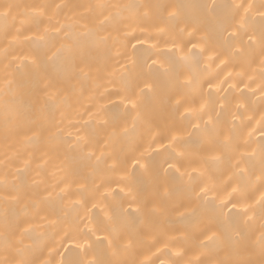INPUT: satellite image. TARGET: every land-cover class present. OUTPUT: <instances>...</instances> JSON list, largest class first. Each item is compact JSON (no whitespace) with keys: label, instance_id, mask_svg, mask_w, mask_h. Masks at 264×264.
Wrapping results in <instances>:
<instances>
[{"label":"bare ground","instance_id":"1","mask_svg":"<svg viewBox=\"0 0 264 264\" xmlns=\"http://www.w3.org/2000/svg\"><path fill=\"white\" fill-rule=\"evenodd\" d=\"M213 2L222 6L219 14L214 18L205 17L204 30L195 35L190 34L192 29L189 28L176 49L172 48L170 42L166 43L170 36L161 34L159 29L171 30L177 23L183 26L184 16L177 21H168L158 15L159 9L153 8L148 10V19H142L131 26L124 21L119 28L121 38L124 32L128 33L130 43L127 47L117 45L111 53L102 47L93 48L88 63L80 65L83 71L71 77L61 62L49 59L56 50L51 47L52 43L59 47L61 43L71 42L64 39V33L61 32L59 36L52 34L45 41H39V37L44 35L45 27L51 29L52 26L59 27L61 24L73 25V31L79 32L83 30L80 24L87 23L89 27L97 25L95 16L85 14L81 18L85 9L73 6L95 3L204 5ZM240 3L245 6L249 3L253 5L249 10L248 25L258 36L264 26V20L261 19L264 0H0V12L10 11L7 34L5 21L0 17V259L5 258V214L11 224L19 225L17 238L24 229L29 230V234L23 238V256H17L16 259H27L33 264H60L62 259L69 258L92 259L97 250L105 247L104 244L97 243L96 238L102 239L107 234L106 229L114 222L108 220L114 214L113 208L122 204L127 210L131 200L127 195V186L120 181L123 173L108 171L103 164H97L96 157L101 152H113L128 159L147 151L155 161L162 164L170 156V151H165L162 147L168 145L167 137L170 134L177 135L184 141V147L179 150L187 151L193 160L205 157L209 152L205 151L208 133L204 130V125L209 116L212 117V124L225 132L235 126L238 147L231 163L234 164L236 159L253 151L257 152L255 167L250 172L248 203L259 199L264 190L259 179V145L264 143L261 139L264 123V92L261 91L264 88V64L261 61L264 56L261 55L258 43L251 47L250 54L246 51L241 56L233 55L230 47L232 43L248 48L243 32L237 41L229 42L224 31L225 28L231 30V6ZM42 4L53 6L47 10L48 15L53 17L51 24L45 18L37 25L26 15L32 11L33 6ZM57 4L69 7L56 9ZM8 5L13 7L8 9ZM185 12L203 15L192 8ZM123 14L127 16L129 12ZM22 20L27 23L22 25ZM17 29H20L19 34ZM109 31H112L111 27ZM116 35L113 32V36ZM204 36L208 37L207 43L202 39ZM26 37L32 39L28 40ZM137 39L147 42L137 44ZM132 44H136L135 49ZM153 44H157V48H152ZM192 44H197L198 47L193 49ZM117 50L122 55H116ZM37 51L43 60L41 73L47 75V81H41L31 66L29 58ZM201 52L203 54L199 55ZM169 56L173 57L171 64L167 63ZM185 57L188 59H184ZM153 59L158 61V65L162 64L168 69L167 74L154 85L158 96L162 100L174 96L181 101L179 107L174 100L162 102L146 111L139 108L134 110L129 104L128 97L132 94L126 92L123 85L130 79L128 68L131 61L136 62L134 71L139 72L147 71L146 66ZM177 77L182 87H176ZM48 81L55 85L50 94L59 90L56 107L52 111V122L43 129L29 127L24 123L16 135L6 140V118L17 111L31 114L49 103V98L42 91L44 83ZM135 93L133 99L140 96V89L136 88ZM98 109L99 115L85 125V121H89L88 112H97ZM137 111H141L148 124L137 121ZM234 117L237 119L234 120ZM195 125L200 126L199 130ZM93 130L95 135L91 137L86 151L94 152L95 156L89 159L86 152L81 153L70 146L75 144L77 135H88ZM6 156L10 158L7 168L4 167ZM29 160L30 165L25 169V161ZM45 160L48 161L47 164H44ZM37 165L43 167L38 168ZM195 167L199 165H189L186 161L180 171L191 172ZM128 171L135 172L145 188H151V179L143 176L139 170H133L130 162ZM210 171L217 191L210 192L207 199L223 195L233 169L229 161L225 160L219 165H213ZM14 177H21L15 179L16 185L24 181L31 184L33 180H42L43 183L17 202L12 199L16 195L13 191ZM169 179H172L171 174ZM82 184L87 185L94 195L86 207H77L75 203L82 199L78 192ZM101 184L104 187L96 193V186ZM118 184L119 188L124 189L123 193H119ZM61 188L65 192L58 195ZM106 189L115 190V193L106 192ZM102 194L107 195V199ZM136 207V204H132V210ZM194 210L202 212V202L190 199L184 191L176 192L168 204L166 215L157 218V231L130 258L154 261L155 264H160L161 260L169 261L172 257L165 249V244L175 249L176 245L171 243V239L183 233L189 222L188 214ZM227 211L225 209L226 213ZM236 211H242V208L238 207ZM101 220L104 221L103 224L99 223ZM260 225L261 220L257 214L255 223L246 233L248 249L244 255L255 261L261 258L257 245ZM89 229L95 231V236ZM85 240L92 244L91 250L85 251L81 247L85 245ZM198 244L199 240L192 238L181 245L189 249L185 260L200 255Z\"/></svg>","mask_w":264,"mask_h":264},{"label":"snow or ice","instance_id":"2","mask_svg":"<svg viewBox=\"0 0 264 264\" xmlns=\"http://www.w3.org/2000/svg\"><path fill=\"white\" fill-rule=\"evenodd\" d=\"M12 7V5L7 6L8 9ZM51 7L53 6L47 4L35 5L32 11L26 15L30 16L37 25L42 23L45 18L51 24L53 17L49 16L47 11ZM62 7L69 6L55 5L56 9ZM73 7H83L85 13L81 14V18L85 14L93 15L98 21L97 25L89 27L87 23L80 24L83 30L79 32L73 31V25L61 24L59 27L52 26L51 29L45 27L44 35L39 37V41L43 42L47 36L52 34L59 36L63 32L64 39L71 41L70 43H61L59 47H56L55 43H52L51 47L56 48V50L53 52L52 57H49V59L54 58L61 62L70 77L78 75L83 71L80 65L88 63L93 48L102 47L106 52L111 53L112 49L117 45L127 47V44L130 43L128 41V33L124 32L123 38H121L119 25L127 21L128 26H131V24L137 23L142 19L150 18L149 9H159L158 15L168 21H177L181 16H184L183 26L177 23L172 26L171 30L167 28L159 29L161 34L170 36V40L166 41V43L170 42L172 48L176 49L179 41L183 39L184 34L189 28L192 29L190 33L192 35H195L198 31H203L205 17H216L222 6L213 2L204 5H185L182 3L166 5H116L95 3ZM231 7L233 9L230 17L231 30L229 28L224 29L227 33L226 39L229 42H235L240 37V33L243 32L246 37V44L248 45L246 49L240 46L239 43H232L230 47L232 48L233 55L241 56L246 51L250 54L251 47L258 43L261 55L264 56V26L261 27L257 36L256 32L251 30L248 25L249 10L253 5L249 3L245 6V4L240 3ZM188 8L199 10L203 15L186 14L185 10ZM124 12H129V15L125 16ZM9 16L10 11L0 12V17L5 21L6 34ZM261 19L264 20V13H261ZM25 23L27 21H21L22 25ZM109 27H111L112 31H109ZM19 32L20 29H17L18 34ZM113 32H116L117 35L113 36ZM26 39L31 40L32 37H26ZM202 39L207 43V36L202 37ZM146 42L137 39L136 43L143 44ZM131 46L133 49L136 48V44H132ZM197 47V44H192L193 49ZM152 48H157V44H153ZM115 54L122 55L119 50ZM202 54L203 52L199 55ZM29 59L39 79L47 81V75L41 73L43 60L39 51L34 53ZM184 59L188 58L185 57ZM172 62L173 57L169 56L167 63L171 64ZM261 63L264 64V60ZM135 66L136 62L131 61V66L128 68L130 79L126 80L123 85L124 90L132 94L128 97L132 109L139 108L146 111L154 109L162 102L167 103L169 100H174L177 107L181 105V101L174 96L162 100L154 88V85L167 74L168 69L164 68L162 64L158 65V61L155 59L152 60L151 64L146 66L147 71L136 72L134 71ZM262 75H264V72H262ZM54 87L55 85L51 81L43 85L42 91L49 98V103L46 106L33 111L31 114L17 111L5 119L4 135L6 140L16 135L24 123H27L29 127L35 126L43 129L52 122L54 118L52 111L56 107L55 102L59 95V90L55 94H50V90ZM176 87H182L178 77L176 78ZM209 87H211V84H209ZM136 88L140 89V96L137 99H133L132 96L136 94ZM261 91L264 92V88ZM99 111L98 109L97 112H88L89 121H85V125L99 115ZM235 119L237 118L234 117ZM137 121L148 124L147 119L141 115V111H137ZM262 122H264V117H262ZM104 123L106 124L107 121H104ZM195 127L198 130L200 128L199 125H195ZM133 130H135V124L133 125ZM204 130L208 133V146L205 148V151H208L209 155L195 160L191 158L187 151L179 150L184 147V141L179 136L171 134L167 137L168 145L162 146L165 148V151H170V156L162 164L155 161L147 151L140 152L138 156L132 155L128 159L122 158L119 153L101 152L100 156L96 157L98 165L103 164L108 171L123 173L120 181L127 186V195L131 197L128 209L125 210L122 204L113 208L114 214L113 216H109L108 220L114 222L106 229L107 234L102 239L100 237L96 238V242L104 244L105 247L102 250H97L92 259H62L60 264H155L154 261H138L130 257L157 231V218L166 215L168 204L178 191H184L190 199L200 200L203 211L198 213L194 210L188 214L189 222L185 225L183 233L171 239V243L176 245L175 249L170 248L169 244H165V249L168 250L172 258L169 261L161 260L160 264H264V190L261 191L258 200L254 203H248L250 172L255 167L257 152L253 151L249 155H244L236 159V162L233 164L231 161L235 159L234 153L238 147L236 144L235 126H233V129L225 132V130L213 125L212 117L209 116L208 121L205 122ZM261 133V139L264 141V123H262ZM68 135L70 137L71 133ZM94 135V130L88 135H77L75 144L70 147L81 153L86 152L87 157L91 159L95 156V153L87 152L86 150L90 146L91 137ZM125 135H127V130H125ZM53 150H55V146H53ZM44 155H47V153ZM9 160L10 158L6 156L4 162L5 168L8 167ZM225 160L229 161L233 171L224 193L223 195L214 196L212 199H207L210 192L217 191V185L214 183V176L210 169L213 165H219ZM186 161L189 165L196 163L199 167L192 168L191 172H181L180 168L185 166ZM47 162L45 160L44 164H47ZM129 162L133 170H139L143 176L151 179L152 186L150 189L144 187L142 180L135 175V172L129 173ZM29 165L30 160L25 161V169ZM259 165L261 173L259 179L261 181V188L264 189V143L259 145ZM37 167L42 168L43 165H37ZM17 171L19 172L20 170L18 169ZM170 174L172 179H169ZM37 175H40V173H37ZM185 177H187L186 180ZM20 178L14 177L13 180V191L16 195L12 199L17 202L24 196L31 194L34 189L38 188L40 183H43L42 180H33L31 184L24 181L20 185H16L15 179ZM101 187H104V185H97L95 192L98 193ZM117 188L119 189V193L124 192L123 188H119V184ZM227 189H230V191ZM64 192L65 189L61 188L58 195ZM78 192L82 199L76 202L75 206L86 207L87 203L93 198L94 193L90 192L88 186L85 184L80 185ZM106 192L115 193V190L106 189ZM50 195L51 193H49ZM103 198L107 199V195H103ZM132 204L137 205L135 210H132ZM93 207H96V205L93 204ZM238 207L242 208V211H236ZM225 209L228 210L227 213ZM257 214L261 220L260 236L257 241L261 257L259 261L245 258L244 255L248 249L246 233L255 223ZM99 223L103 224L104 221L101 220ZM18 229L19 225L11 224L8 221L7 214H5V258L0 259V264H33L32 261L27 259L15 258L23 256L25 251L23 238L29 234V230L24 229L17 238L16 233ZM89 231L95 236L94 230L89 229ZM192 238L199 240L198 248L200 249V255H197L193 259L185 260L184 257L189 249L181 245ZM81 247L85 251H88L93 246L85 240V245ZM157 251L159 252L160 249ZM10 256L12 257L11 259L9 258Z\"/></svg>","mask_w":264,"mask_h":264}]
</instances>
